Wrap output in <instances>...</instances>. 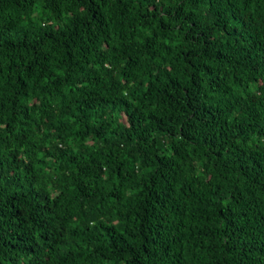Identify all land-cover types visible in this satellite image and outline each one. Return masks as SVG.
<instances>
[{
    "label": "trees",
    "instance_id": "1",
    "mask_svg": "<svg viewBox=\"0 0 264 264\" xmlns=\"http://www.w3.org/2000/svg\"><path fill=\"white\" fill-rule=\"evenodd\" d=\"M0 264H264V0H0Z\"/></svg>",
    "mask_w": 264,
    "mask_h": 264
}]
</instances>
